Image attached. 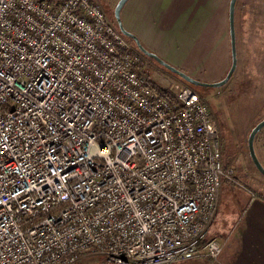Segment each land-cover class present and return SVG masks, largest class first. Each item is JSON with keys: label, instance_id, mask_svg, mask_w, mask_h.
<instances>
[{"label": "built area", "instance_id": "obj_1", "mask_svg": "<svg viewBox=\"0 0 264 264\" xmlns=\"http://www.w3.org/2000/svg\"><path fill=\"white\" fill-rule=\"evenodd\" d=\"M145 64L96 0H0V264L198 256L223 183L243 187L206 100Z\"/></svg>", "mask_w": 264, "mask_h": 264}, {"label": "rangeland", "instance_id": "obj_2", "mask_svg": "<svg viewBox=\"0 0 264 264\" xmlns=\"http://www.w3.org/2000/svg\"><path fill=\"white\" fill-rule=\"evenodd\" d=\"M96 1L117 27L113 11L119 0ZM229 1L172 0L166 17L150 23V18L137 16V0H129L120 16L124 29L145 50L197 81L215 83L226 76L231 65ZM207 2L210 13L200 18L201 23L194 14ZM181 13L185 17L178 18ZM235 33L237 66L228 83L220 88H193L206 100L218 125L224 168L233 170V180L243 187L238 188L264 195V177L254 168L247 150L250 131L264 119V0H237ZM146 63L141 75L151 86L171 90L183 83L154 60L146 57ZM253 144L264 167V128ZM75 264L105 263L100 258H85Z\"/></svg>", "mask_w": 264, "mask_h": 264}, {"label": "crops", "instance_id": "obj_3", "mask_svg": "<svg viewBox=\"0 0 264 264\" xmlns=\"http://www.w3.org/2000/svg\"><path fill=\"white\" fill-rule=\"evenodd\" d=\"M172 0H137V16L150 18V23L166 17ZM207 5L198 7L195 18L210 13ZM180 8V7H179ZM178 9V8H177ZM140 13V14H139ZM185 17V14H180ZM196 22V21H194ZM205 235L218 240L222 252L216 260L208 258L204 248L195 258L184 264H264V195L252 194L230 182H224L220 191L216 215Z\"/></svg>", "mask_w": 264, "mask_h": 264}, {"label": "water", "instance_id": "obj_4", "mask_svg": "<svg viewBox=\"0 0 264 264\" xmlns=\"http://www.w3.org/2000/svg\"><path fill=\"white\" fill-rule=\"evenodd\" d=\"M128 1L129 0H119L118 1V3L116 4V6L114 8V11H113L114 20L116 22L117 28L120 31V33L124 37L132 40L135 43L138 50L143 55L154 60L161 67L166 69L168 72L179 77L183 83L190 85L192 87L220 88V87H222L228 83V81L232 77V75L236 69V66H237L236 33H235V7H236L237 0H230L229 5H228V29H229V39H230L231 65H230V68H229L226 76L222 80L215 82V83H204V82L197 81V80L187 76L186 74L182 73L181 71L171 67L167 63L163 62L162 60H160L157 57L156 54L148 52L147 50H145L141 46L138 38L134 34L125 30L123 27L120 15H121V11H122L123 7L125 6V4ZM262 128H264V119L261 120L259 123H257L254 126V128L250 131L249 136L247 138V150H248L249 158H250L254 168L256 169V171L259 174H261L264 177V167L262 166V164L260 163V161L258 160V158L256 156V153L254 150V144H253L256 134Z\"/></svg>", "mask_w": 264, "mask_h": 264}, {"label": "trees", "instance_id": "obj_5", "mask_svg": "<svg viewBox=\"0 0 264 264\" xmlns=\"http://www.w3.org/2000/svg\"><path fill=\"white\" fill-rule=\"evenodd\" d=\"M129 40H130V39H129ZM140 74H143L142 69H140ZM151 84H152V83H151ZM152 86H153L154 89L158 88L159 91L162 92L163 94H169V93H168V90H165V89L161 88V87L158 86V85L155 86V85L152 84ZM158 89H156V90H158ZM230 183H231V182H230ZM236 183H239V182H236ZM232 184L235 185V183H232ZM210 240H212V239H211L210 237H207V236L204 234V236L201 238V240H200L199 243H198V247H199V249L204 248L205 245H206Z\"/></svg>", "mask_w": 264, "mask_h": 264}]
</instances>
